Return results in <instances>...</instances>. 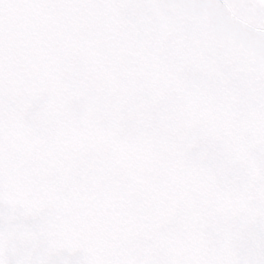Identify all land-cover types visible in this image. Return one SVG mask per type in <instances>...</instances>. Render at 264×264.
I'll list each match as a JSON object with an SVG mask.
<instances>
[{"label": "snow or ice", "instance_id": "snow-or-ice-1", "mask_svg": "<svg viewBox=\"0 0 264 264\" xmlns=\"http://www.w3.org/2000/svg\"><path fill=\"white\" fill-rule=\"evenodd\" d=\"M0 264H264V0H0Z\"/></svg>", "mask_w": 264, "mask_h": 264}]
</instances>
